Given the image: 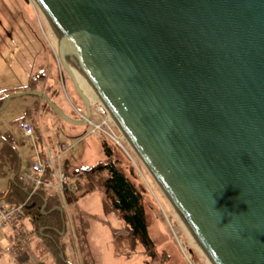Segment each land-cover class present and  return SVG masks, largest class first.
Listing matches in <instances>:
<instances>
[{
  "label": "water",
  "instance_id": "obj_1",
  "mask_svg": "<svg viewBox=\"0 0 264 264\" xmlns=\"http://www.w3.org/2000/svg\"><path fill=\"white\" fill-rule=\"evenodd\" d=\"M35 1L215 262L264 264V0ZM58 56L86 120L9 101L87 125Z\"/></svg>",
  "mask_w": 264,
  "mask_h": 264
},
{
  "label": "rangeland",
  "instance_id": "obj_2",
  "mask_svg": "<svg viewBox=\"0 0 264 264\" xmlns=\"http://www.w3.org/2000/svg\"><path fill=\"white\" fill-rule=\"evenodd\" d=\"M52 32L48 19L35 0H0V102L2 107L6 106L0 112V134H10L14 138L22 161L21 175L35 160L34 141L25 139L19 126L27 112L39 125L44 143L53 152L58 146L72 147L63 159L65 172L69 175L81 169H94L107 164L110 160L103 148V142L106 141L114 153L113 160L119 159L129 175L132 162L142 183L147 187L145 207L150 235L159 252L168 256V260L156 264H212L197 245L182 216L158 186L151 171L134 152L123 131L120 133L116 128H111L113 134L122 138V145L132 152V156L125 154L103 132L92 133L93 127L90 124L74 126L60 119L38 97H13L9 101L12 96L26 92H43L72 119L78 117L76 110L85 112V106L59 60L58 46L56 49ZM35 76H39L37 85L31 86V79ZM94 103L91 102L92 105ZM27 121L31 122L30 119ZM93 121L99 123L96 118ZM113 122L119 127L115 119ZM39 148L43 150L41 145ZM8 188L9 179H0V196ZM68 211V231L63 243L66 245L65 254L70 264H82L83 259L81 249L74 240L72 216L76 212L83 213L89 223L88 249L97 264L151 262L142 248L130 260L118 255L114 232L125 236L126 224L115 215L105 214L100 190L82 197L75 207L68 206ZM33 231V226L26 217L20 220V224L16 218L1 228L0 246L5 251L0 252V264H15L14 246L17 245L36 259L41 240ZM30 240L32 242L25 247L24 244ZM33 258L32 262L35 261ZM38 259L47 263L50 260L49 257Z\"/></svg>",
  "mask_w": 264,
  "mask_h": 264
},
{
  "label": "trees",
  "instance_id": "obj_3",
  "mask_svg": "<svg viewBox=\"0 0 264 264\" xmlns=\"http://www.w3.org/2000/svg\"><path fill=\"white\" fill-rule=\"evenodd\" d=\"M38 78L39 76L33 77L30 85L36 86ZM2 105L0 102V108ZM47 106L49 107L48 104ZM27 119L31 120L39 144L42 146L43 140L41 132H39V125L30 117L28 112L22 122L27 121ZM76 119L78 118L76 117ZM103 148L106 157L110 160L107 164L94 169H81L69 175L76 182L78 192L66 195L68 205L73 208L82 197L100 190L103 194L105 214L107 216L115 215L126 224L125 236L121 235L120 232H114L118 255L130 260L138 253L139 248H142L143 253L151 260L146 264H156L168 260L166 254L159 252L150 235L145 207L147 187L142 183L136 168L131 162L129 167L131 174H127L121 161L119 159L113 160L114 153L106 141L103 142ZM127 151L132 156V152L129 149ZM137 166L139 165L137 164ZM21 169L22 161L15 147L14 138L10 134H0V179H9V188L0 196V199L5 202L9 209H18L26 202L31 192L30 187L21 179ZM24 217L29 219L34 229L33 233L39 237L41 242L36 259L26 253L25 250L19 249L16 244L17 246H14L15 264H70L65 254L66 245L63 243L68 231V220L58 193L53 190L42 189L40 196H35L17 214L15 219H19L20 224V220ZM72 220L74 240L79 245L83 255L82 264H97L92 259L88 249L89 223L86 216L81 212H76L73 214ZM31 242L32 240L27 241L24 246L28 247ZM1 249V253L5 251L3 248ZM44 257L50 258L48 263L38 259ZM32 258L35 260L34 262H32Z\"/></svg>",
  "mask_w": 264,
  "mask_h": 264
},
{
  "label": "built area",
  "instance_id": "obj_4",
  "mask_svg": "<svg viewBox=\"0 0 264 264\" xmlns=\"http://www.w3.org/2000/svg\"><path fill=\"white\" fill-rule=\"evenodd\" d=\"M93 116L99 120V123H95L93 119L90 121L93 127L92 133L106 134L112 139L118 146L123 147L122 138L116 136L111 131V128H116V124L113 122L111 110L104 102H97L93 106ZM81 119H85V115L79 113ZM20 128L25 139H31L35 142V130L31 123L22 122ZM108 128V130H104ZM72 149L68 145L58 146L56 151L53 152L48 146H46V159L44 160L42 153L38 148L35 149L36 160L32 162L31 166L26 170L22 176V180L30 187V194L24 204L18 209H9L5 206L3 201H0V229L7 226L19 212H21L35 196H40L42 189L53 190L61 197L65 210L69 215L68 203L66 201L67 194H76L78 187L76 182L72 180L63 168V158Z\"/></svg>",
  "mask_w": 264,
  "mask_h": 264
},
{
  "label": "bare ground",
  "instance_id": "obj_5",
  "mask_svg": "<svg viewBox=\"0 0 264 264\" xmlns=\"http://www.w3.org/2000/svg\"><path fill=\"white\" fill-rule=\"evenodd\" d=\"M43 13H44V11H43ZM44 16L48 19L49 26H50V28L53 31L52 32L53 43H54L56 49H57V46H58V53H59V48H60L61 43H64L65 50H66L68 59H69L70 64H71L70 66L72 68V71L74 72V74H75V76L77 78V81H78L80 87L82 88V90L84 91V93L86 94V96L89 98V100L91 102H95V103L96 102H103L102 98L100 97V95L98 94L96 89L93 87V85L88 80L84 70L82 69L78 59L76 58V56L73 54V52H72L71 48L69 47L68 43L65 41V39H63V37L59 33V31H58L57 27L55 26V24L48 18V16L45 13H44ZM54 30H55V33H54ZM111 115H112V119H115V121L118 122V119H117L116 115L114 114V112L111 111ZM127 137L128 136L126 135V138ZM176 210L182 216L181 218H182L183 222H185L186 227L190 230L194 240L196 241L197 245L201 248V251L203 252V254L210 260V262L212 264H217L215 262V260L210 256V254L207 252L206 248L202 245V243L199 240V238L193 232V230H192L190 224L188 223L187 219L182 215V213L180 212V210L178 208H176Z\"/></svg>",
  "mask_w": 264,
  "mask_h": 264
}]
</instances>
